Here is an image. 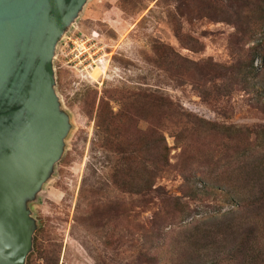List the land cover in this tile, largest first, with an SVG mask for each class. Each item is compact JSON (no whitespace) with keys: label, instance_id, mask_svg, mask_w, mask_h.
Listing matches in <instances>:
<instances>
[{"label":"rangeland","instance_id":"rangeland-1","mask_svg":"<svg viewBox=\"0 0 264 264\" xmlns=\"http://www.w3.org/2000/svg\"><path fill=\"white\" fill-rule=\"evenodd\" d=\"M220 19H225V15L211 6L209 0L87 2L73 28L87 35L94 32L97 39L87 43L78 58H75L77 51L69 45L68 58L73 62L68 64L60 52L65 38L57 45L53 60L55 91L62 110L69 117L70 128L60 160L36 198L28 204L34 222L30 253L34 255L33 264H43L41 258L35 257L36 239L42 251L51 249L52 245L60 250L58 264H134L141 250L138 243L144 240L138 233L142 229L149 231L152 212L149 201L140 206L131 197H122L118 203L110 201L113 194L107 187L106 175L111 160L94 147V121L105 91L127 87L153 91L207 121L237 126L264 125V116L255 111L243 92L227 98L203 99L192 84L178 85L162 66L149 61L153 47L162 44L194 63L211 60L219 65H234L229 46L239 25L234 27ZM177 29L193 40L191 45H200L198 51L182 47L176 36ZM96 59L101 62L98 64ZM254 67L257 72L261 71L260 59L254 61ZM109 105L114 114L120 109L118 103ZM164 137L171 148L169 162L173 168L164 172L155 187L180 196L182 179L176 166L182 158V149L168 134L164 133ZM149 199L151 196L145 198ZM189 206V216L181 227L171 230L188 231L191 236L194 225L199 226L200 233L215 231L230 221H244L236 207L227 206L220 199L190 202ZM189 234L180 233L175 241L176 264L219 258L211 251H197L196 239L185 237Z\"/></svg>","mask_w":264,"mask_h":264},{"label":"trees","instance_id":"trees-1","mask_svg":"<svg viewBox=\"0 0 264 264\" xmlns=\"http://www.w3.org/2000/svg\"><path fill=\"white\" fill-rule=\"evenodd\" d=\"M209 1L225 15L220 20L239 25L234 26L229 46L235 64L224 66L211 60L194 63L162 44L153 47L149 61L162 66L178 85L192 84L203 99L243 92L255 111L264 116V0ZM176 36L183 48L198 51L200 45H191L193 40L179 29ZM257 59L262 64L259 72L254 67ZM111 102L120 104L115 114ZM94 123V147L111 160L106 175L107 187L113 194L110 201L118 203L122 197H131L139 206L149 201L152 209L149 231L142 229L138 233L144 240L137 242L141 250L134 264H176L175 241L180 233L189 232L171 228L181 227L189 216L190 202L218 199L236 207L244 221H230L215 231L200 233L199 226L194 225L191 236L185 237L196 239L197 251L207 250L219 256L196 264L263 263L264 125L207 121L159 93L131 87L105 91ZM164 133L182 149L176 166L182 179L180 196L155 187L164 172L173 168ZM167 228L170 230L166 232ZM39 245L34 240L35 257L41 258L43 264L59 263L60 250L55 245L44 251ZM33 257L29 255L27 264H33Z\"/></svg>","mask_w":264,"mask_h":264},{"label":"water","instance_id":"water-1","mask_svg":"<svg viewBox=\"0 0 264 264\" xmlns=\"http://www.w3.org/2000/svg\"><path fill=\"white\" fill-rule=\"evenodd\" d=\"M88 1L0 0V264H26L33 248L28 204L70 128L53 60Z\"/></svg>","mask_w":264,"mask_h":264},{"label":"built area","instance_id":"built-area-1","mask_svg":"<svg viewBox=\"0 0 264 264\" xmlns=\"http://www.w3.org/2000/svg\"><path fill=\"white\" fill-rule=\"evenodd\" d=\"M97 36L98 35L94 32L87 35L79 33L77 29L73 28V32L66 37L64 44L61 46V56L66 59L68 64L72 63V59L68 58L70 55L69 45L73 46L74 51H77L75 58H78L77 55L81 56L84 53V50L87 48L86 44L95 41ZM95 62L99 64L101 61L96 59ZM73 68H75V64H73Z\"/></svg>","mask_w":264,"mask_h":264}]
</instances>
